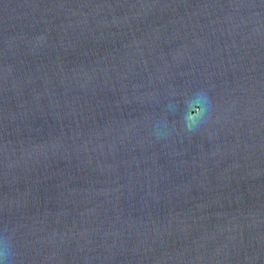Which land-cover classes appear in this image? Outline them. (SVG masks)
Segmentation results:
<instances>
[{
  "label": "water",
  "instance_id": "obj_1",
  "mask_svg": "<svg viewBox=\"0 0 264 264\" xmlns=\"http://www.w3.org/2000/svg\"><path fill=\"white\" fill-rule=\"evenodd\" d=\"M0 264H264V0H0Z\"/></svg>",
  "mask_w": 264,
  "mask_h": 264
}]
</instances>
